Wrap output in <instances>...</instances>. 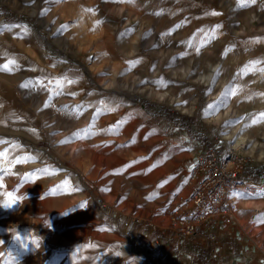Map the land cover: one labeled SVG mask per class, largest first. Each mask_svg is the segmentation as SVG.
<instances>
[{
	"label": "rangeland",
	"instance_id": "obj_1",
	"mask_svg": "<svg viewBox=\"0 0 264 264\" xmlns=\"http://www.w3.org/2000/svg\"><path fill=\"white\" fill-rule=\"evenodd\" d=\"M9 60L0 264H264V0H0V66ZM207 144L248 161L232 223L212 229L228 233L220 250H241L226 262L190 240L203 234L185 244L171 217ZM151 230L178 243L158 252Z\"/></svg>",
	"mask_w": 264,
	"mask_h": 264
},
{
	"label": "built area",
	"instance_id": "obj_2",
	"mask_svg": "<svg viewBox=\"0 0 264 264\" xmlns=\"http://www.w3.org/2000/svg\"><path fill=\"white\" fill-rule=\"evenodd\" d=\"M247 162L234 146L207 144L201 148L189 170L193 191L181 198L182 211L171 213L175 235L199 236L210 222L232 223ZM129 224L125 219L120 222L123 227Z\"/></svg>",
	"mask_w": 264,
	"mask_h": 264
},
{
	"label": "crops",
	"instance_id": "obj_3",
	"mask_svg": "<svg viewBox=\"0 0 264 264\" xmlns=\"http://www.w3.org/2000/svg\"><path fill=\"white\" fill-rule=\"evenodd\" d=\"M198 153H199V151H198V149L196 150ZM197 152H193L192 154H191V157H196L197 156ZM197 153V154H196ZM172 159V160H171ZM170 160H169V162H168V166H171V167H173V168H177V167H182V162L183 161H179V162H177V160H175V158L173 159V158H171ZM195 159V158H194ZM194 161V160H193ZM187 162H189V161H187ZM167 162L165 161V160H163V159H160L159 161H158V171H156V172H158L159 174L160 173H162L163 172V170L165 169V167H161V166H163V165H165ZM193 163V162H192ZM163 168V169H162ZM188 170H190V167H189V169H186L185 167H184V170H183V172L185 173V175H186V172L188 171ZM181 174H182V170H181ZM178 178H174V180H172V183H174L175 185H178ZM165 184V183H164ZM181 185H184V183H181ZM164 187H168L167 185H165V186H163V188ZM237 197L239 198L240 197V194L238 193L237 194ZM217 223H221L220 221H217V222H210L209 223V227L207 228V230L206 231H204L203 232V237H199V238H191L190 240L192 241V239H195L196 240V242L195 243H197V242H199L200 243V246H198V247H200V249L201 250H206L207 248H209V244L210 245H212V247H210V248H213L214 247V243H215V246H216V251H219L220 249H219V246H220V244H221V242L224 240V238H226L227 237V235H228V233L227 232H225V231H223L222 229H220V230H218L217 232H215L214 230H212L213 229V227H214V225L215 224H217ZM134 236V235H133ZM146 239V243H151L153 246L156 244V246L157 247H155V249H157L158 250V252H160V250L162 251V253H163V251L165 250V244L168 242L169 244H172V242H174L175 244L176 243H178V241H176V240H171V239H169V240H166V238H164V236L163 237H161V238H158V237H156V235H155V237H154V232L151 230L149 233H148V236L145 238ZM188 239L189 238H186V241L187 242H185V244H187V245H190V243L191 242H188ZM204 240L205 241H207L206 243H204ZM208 244V245H207ZM152 245H149V244H147V247H152ZM170 247H172V246H170ZM201 247H203V248H201ZM222 247V249L220 250V255L222 256V262H226V260L227 259H229V255L234 251V252H238V254H241V250L239 251L238 249H239V247H235V248H233L232 250H224V248H223V246H221ZM177 249H180V246L177 248ZM198 249V248H197ZM168 250H170L169 248L167 249V251ZM191 252H193L194 253V251L192 250ZM224 253L227 255L226 257L224 256ZM157 255V254H156ZM213 256V255H212ZM215 256L217 257V259H219V255L218 254H215ZM213 258H215V257H213ZM239 259V258H238ZM241 259H244V257H242ZM234 260V259H233Z\"/></svg>",
	"mask_w": 264,
	"mask_h": 264
},
{
	"label": "bare ground",
	"instance_id": "obj_4",
	"mask_svg": "<svg viewBox=\"0 0 264 264\" xmlns=\"http://www.w3.org/2000/svg\"><path fill=\"white\" fill-rule=\"evenodd\" d=\"M115 92V91H114ZM159 94V96L160 95H162L161 93H158ZM238 96V95H237ZM236 98V97H235ZM238 98H240V99H242L240 96H238ZM235 102V101H234ZM92 106V105H91ZM134 114V113H133ZM69 115V114H68ZM70 116V115H69ZM73 117V116H72ZM87 118V117H86ZM91 118V117H90ZM220 118H221V116L219 115V116H217L214 120L215 121H217V120H220ZM67 119V118H66ZM89 121V120H88ZM68 127H70L69 125H68ZM50 130V129H49ZM44 131V130H43ZM44 133V132H43ZM29 135V134H28ZM237 136H238V138H236L237 139V143H239V144H245V137L244 136H241L240 135V133H238L237 132ZM44 141V140H43ZM64 142V141H63ZM82 143V142H81ZM31 145H32V143H31ZM36 145V144H35ZM74 146V145H73ZM90 146V145H89ZM77 146L75 145L74 147H73V149H71V153H74L75 152V150H77V148H76ZM41 148V147H40ZM72 148V147H71ZM81 149H83L84 151H88L89 153H93L92 152V149H90V150H87L88 148L86 147V146H82V147H80V150ZM26 150V149H25ZM40 150V149H39ZM38 150V151H39ZM81 152V151H80ZM16 154H18V155H21L22 156V154H23V151H22V149L20 148V147H18L17 149H16ZM81 154V153H80ZM79 154V155H80ZM78 155V156H79ZM81 156V155H80ZM84 156V155H83ZM71 163V162H70ZM70 163H69V165H70ZM17 168L18 169H20V170H22V169H24L25 168V166L24 165H22V164H19L18 166H17ZM156 171H158V170H153V169H151V170H148V172H149V175L151 176V177H155L156 175H157V173L158 172H156ZM142 173H143V175H145L146 174V172L145 171H143V172H138V173H136V176L137 175H139V176H142ZM81 177V176H80ZM139 178V177H138ZM83 179V178H82ZM85 184V183H84ZM38 201V200H37ZM237 202H238V197H237ZM37 209H39V208H37ZM41 210V209H40ZM37 212V211H36ZM38 213H39V211H38ZM41 214V213H40ZM65 215V214H64ZM51 218V219H50ZM52 218L53 217H49V218H47V217H45V220L47 221V220H52ZM54 221V220H53ZM72 223V222H71ZM70 228V227H69Z\"/></svg>",
	"mask_w": 264,
	"mask_h": 264
},
{
	"label": "snow or ice",
	"instance_id": "obj_5",
	"mask_svg": "<svg viewBox=\"0 0 264 264\" xmlns=\"http://www.w3.org/2000/svg\"><path fill=\"white\" fill-rule=\"evenodd\" d=\"M15 61L14 60H9L8 63L0 66V71H12V67H10V65H14ZM69 83H71V81H69ZM24 86V85H22ZM234 94V93H233ZM264 115V114H262ZM5 155L4 153H0V156ZM16 202V197L13 196L12 193H8V199L6 202H4V207L5 208H11L13 206V204ZM81 207H83V205H81ZM33 243H37L36 240H33ZM92 247H94V245H90ZM11 256V254H9ZM15 258H13L14 260ZM9 264H12V262L10 261Z\"/></svg>",
	"mask_w": 264,
	"mask_h": 264
},
{
	"label": "clouds",
	"instance_id": "obj_6",
	"mask_svg": "<svg viewBox=\"0 0 264 264\" xmlns=\"http://www.w3.org/2000/svg\"><path fill=\"white\" fill-rule=\"evenodd\" d=\"M23 231L25 233H27L30 230L29 229H24ZM11 238H12V242L14 244H17L21 249H24V250L28 249V242H27V237L26 236L22 239V237L19 234V232L14 231ZM9 254H12V253L9 252Z\"/></svg>",
	"mask_w": 264,
	"mask_h": 264
},
{
	"label": "trees",
	"instance_id": "obj_7",
	"mask_svg": "<svg viewBox=\"0 0 264 264\" xmlns=\"http://www.w3.org/2000/svg\"><path fill=\"white\" fill-rule=\"evenodd\" d=\"M254 175L255 176H260V175H262V179H263V181H264V170L263 169H256L255 171H254Z\"/></svg>",
	"mask_w": 264,
	"mask_h": 264
}]
</instances>
